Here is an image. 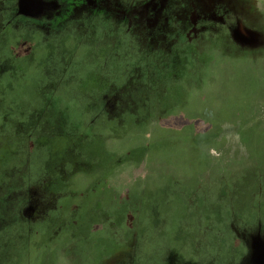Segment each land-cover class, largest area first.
Here are the masks:
<instances>
[{
	"label": "rangeland",
	"instance_id": "1",
	"mask_svg": "<svg viewBox=\"0 0 264 264\" xmlns=\"http://www.w3.org/2000/svg\"><path fill=\"white\" fill-rule=\"evenodd\" d=\"M65 1L0 0V264H251L249 242L264 239V48L231 51L221 23L235 15L215 1L263 32L249 7L264 0L27 15ZM160 2L180 39H156L165 19L149 28ZM250 256L264 264L261 245Z\"/></svg>",
	"mask_w": 264,
	"mask_h": 264
},
{
	"label": "flooded vegetation",
	"instance_id": "2",
	"mask_svg": "<svg viewBox=\"0 0 264 264\" xmlns=\"http://www.w3.org/2000/svg\"><path fill=\"white\" fill-rule=\"evenodd\" d=\"M40 1H42V0H40ZM97 1L98 0H95L94 3H92L90 7H88L89 5L85 0L65 1L63 3L64 4L63 13L57 11L59 6L57 4L55 5V3L54 4L52 3V6H49L48 8L45 7L47 9L40 12V10L42 8L41 3H40V4H38L39 6H37V9L34 6H28L27 7V9H28L27 15L35 16V15H41L42 14V16H46L47 18H56L58 14H60V17H62V15L66 16L68 13H70V12L74 13V11H76V10H78V11H76V13L77 12L82 13L83 10H87V9H91V10L104 9V8L100 7V5L97 3ZM156 2H157V0H156ZM215 2H217V3L219 2L218 4L221 5V8H222L221 13L225 16L224 18H231L235 15V21L234 22L228 21L226 19L223 21L225 26L221 23L222 27L225 28V33H226L227 39L229 40V43L232 46L229 49L235 53H237V52L238 53H250L249 55H255V57L257 58V56L262 52V51H257V50L264 48V31L262 32L256 26H250L249 27V26L245 25L239 19L238 14H237L238 11H237L236 7H233L232 5H228L225 1H221V2L215 1ZM60 4H61V6H63L62 3H60ZM249 4H252V2H250ZM45 5L47 6L50 4L45 3ZM263 5H264V2H263ZM154 7L155 8L149 9L147 12V15H149V14L155 15V19H149L148 18L149 28H155L157 30L160 27V29L163 31L162 25H161V20L165 19L164 23L166 24V26H164L165 31L163 33H161L160 35H157L156 39L157 40L161 39L163 41H166L169 38V36H168L169 33L172 35L174 34V36L179 38L176 34V27H175V25L177 24L176 22L178 20V16L176 14L177 12H176V9L174 8V6L165 7V4L160 2V6H158V7L154 6ZM249 8L252 10L254 15H257V17L259 16L261 18V20L264 22V6L261 9H259L258 11H256V9L252 6H250ZM182 9H184V6H182ZM193 10H194V12L197 11V9L195 7L193 8ZM212 10H213V8H212ZM108 12L109 11H107V13ZM163 13L166 14V17H161V15ZM198 16H199V14H198ZM199 18H200V16H199ZM115 20L120 21L121 24L126 22L127 23L126 28L128 29V31L130 33H132V29H133V21H132L133 16H132V14H128V15L125 14V15L117 16V18ZM187 21L189 22V26L191 28L194 25V23L191 22V20L189 18H187ZM152 22L155 25L154 27L152 25ZM166 29L170 30L171 32H168ZM241 31L245 32L249 36L248 40L247 39L242 40L238 37V32H241ZM189 32L186 34L189 35ZM211 34L213 35V33H211ZM208 37H211V35H209ZM209 39L210 38H208V40ZM147 41H149V40H147ZM189 43H191V42L189 41ZM147 45L145 44L144 48H147ZM143 76L146 77V75H143ZM144 82L145 81H143L142 84ZM146 83H148V82L146 81ZM32 219H35V215L33 217H31L29 220H32ZM256 238H258V237L252 238V241L249 242V245H248L249 246V255L247 254L248 256H246V258H244V259H246L247 263L254 264V263H252L253 259L251 258L250 255H254L255 253L257 254V251H258L260 245L264 248V239H256ZM256 240H258V241H256ZM259 253H260V251H259ZM261 254H262V252H261ZM172 264H174V262H172Z\"/></svg>",
	"mask_w": 264,
	"mask_h": 264
},
{
	"label": "trees",
	"instance_id": "3",
	"mask_svg": "<svg viewBox=\"0 0 264 264\" xmlns=\"http://www.w3.org/2000/svg\"><path fill=\"white\" fill-rule=\"evenodd\" d=\"M263 90H264V87H263ZM249 92H250V91H249ZM242 127H244V126H242ZM239 135H240L239 137L241 138V137H243L244 134L241 133V134H239ZM246 140H247V142H248L249 138H247ZM254 143H255V142L253 141V144H254ZM194 145H195V144H194Z\"/></svg>",
	"mask_w": 264,
	"mask_h": 264
}]
</instances>
